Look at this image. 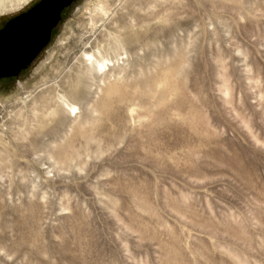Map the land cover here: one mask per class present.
Instances as JSON below:
<instances>
[{
    "label": "rangeland",
    "instance_id": "rangeland-1",
    "mask_svg": "<svg viewBox=\"0 0 264 264\" xmlns=\"http://www.w3.org/2000/svg\"><path fill=\"white\" fill-rule=\"evenodd\" d=\"M0 264H264V0L66 7L0 78Z\"/></svg>",
    "mask_w": 264,
    "mask_h": 264
},
{
    "label": "water",
    "instance_id": "water-1",
    "mask_svg": "<svg viewBox=\"0 0 264 264\" xmlns=\"http://www.w3.org/2000/svg\"><path fill=\"white\" fill-rule=\"evenodd\" d=\"M74 0H40L0 29V78L17 76L48 44L61 12Z\"/></svg>",
    "mask_w": 264,
    "mask_h": 264
},
{
    "label": "bare ground",
    "instance_id": "bare-ground-1",
    "mask_svg": "<svg viewBox=\"0 0 264 264\" xmlns=\"http://www.w3.org/2000/svg\"><path fill=\"white\" fill-rule=\"evenodd\" d=\"M21 0H0V8L3 10V9H6L8 7H13V6H16ZM96 62V66H95V69H97L98 66H100V68H104L105 67V64L104 62L100 61V60H95ZM67 105H70L69 103L66 102ZM70 107H73L72 105H70ZM74 109V108H73Z\"/></svg>",
    "mask_w": 264,
    "mask_h": 264
},
{
    "label": "flooded vegetation",
    "instance_id": "flooded-vegetation-1",
    "mask_svg": "<svg viewBox=\"0 0 264 264\" xmlns=\"http://www.w3.org/2000/svg\"><path fill=\"white\" fill-rule=\"evenodd\" d=\"M63 10H64V9H63ZM63 10H62V12H63ZM62 12H61V13H62Z\"/></svg>",
    "mask_w": 264,
    "mask_h": 264
}]
</instances>
